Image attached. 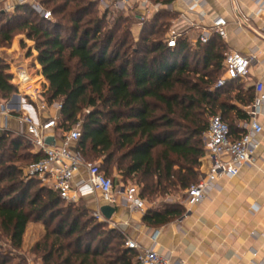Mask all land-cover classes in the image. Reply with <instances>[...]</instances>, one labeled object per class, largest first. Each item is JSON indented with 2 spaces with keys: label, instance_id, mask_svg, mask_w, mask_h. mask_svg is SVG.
<instances>
[{
  "label": "trees",
  "instance_id": "trees-1",
  "mask_svg": "<svg viewBox=\"0 0 264 264\" xmlns=\"http://www.w3.org/2000/svg\"><path fill=\"white\" fill-rule=\"evenodd\" d=\"M50 8L54 21L41 17L30 3L13 12L0 11V48L11 46L25 32L35 42L42 74L49 82L41 97L61 102L59 128H70L82 117L76 149L99 161L110 176L122 174L140 186L150 201L186 191L202 176L206 154L204 132L209 116L220 114L234 139L247 120L239 108L252 104L253 90L244 92L230 80L216 87L224 74L228 48L212 35L198 50L185 38L175 48L166 44L174 15L161 9L144 23L138 38L129 18L120 16L106 27V14L93 0H34ZM164 5L174 0H154ZM22 31V32H21ZM9 65L0 56V105L18 93ZM21 148L28 149L18 156ZM43 158L30 140L9 132L0 134V264H28L21 254L2 249L1 236L13 250L22 248L26 227L42 222L45 236L32 252L42 264H136V253L125 246V235L88 216L84 205L65 201L35 179L24 178V167ZM186 213L182 202L163 201L148 208L143 221L149 227L166 225Z\"/></svg>",
  "mask_w": 264,
  "mask_h": 264
},
{
  "label": "crops",
  "instance_id": "crops-1",
  "mask_svg": "<svg viewBox=\"0 0 264 264\" xmlns=\"http://www.w3.org/2000/svg\"><path fill=\"white\" fill-rule=\"evenodd\" d=\"M235 6L239 8L238 12ZM161 9L174 15L166 38L171 32H178L194 50L199 49L202 44L199 38L211 29L213 20L225 17L228 26L227 37L223 40L228 51L236 50L254 57L248 77L237 85L244 92L253 90L255 93L256 82L264 84L263 0H174L167 5L154 0H129L128 9L124 10L138 20L132 28L136 38L144 23ZM0 55L12 75L25 74V81L19 85L25 94H16L10 99L8 109L12 112L8 117L0 111V127L7 125L9 133L27 137L26 125L19 119L24 111L21 105L31 103L37 111L38 104L33 95L47 90L49 82L42 74L35 42L24 35L16 37L11 47L1 49ZM235 104L243 110L248 107L237 101ZM24 109L34 113L27 105ZM39 114L43 119L50 115L48 111ZM242 121L236 118L235 124L239 127ZM259 121L263 131L258 136L259 147L252 162L243 166L237 176L216 182L200 203L191 208L184 205L186 213L166 225L149 227L143 221L145 213L123 204L113 206L91 195L81 200L93 212L104 205L113 207L115 211L109 220L116 227L109 224L110 228L119 229L125 237L144 247H154L160 253L170 255L173 264H264V109ZM60 134L59 129L54 130L57 143L61 142ZM210 164V157L204 156L200 168L202 175L206 174ZM119 175L120 184L132 183L130 180L125 183L122 174ZM85 176L86 171L82 170L75 181Z\"/></svg>",
  "mask_w": 264,
  "mask_h": 264
},
{
  "label": "built area",
  "instance_id": "built-area-1",
  "mask_svg": "<svg viewBox=\"0 0 264 264\" xmlns=\"http://www.w3.org/2000/svg\"><path fill=\"white\" fill-rule=\"evenodd\" d=\"M101 7L111 12L112 9H128L129 0H93ZM262 1V0H261ZM30 3L33 9L44 19L54 21L52 11L45 9L34 0H0L3 11L13 12L17 5ZM264 4V0H263ZM238 12L239 8L235 6ZM228 20L225 17H217L213 20L211 29L201 34L199 40L202 44L207 43L212 35H218L225 39L227 37ZM178 32H171L166 39V44L170 48H175L178 44ZM254 57L245 55L236 50H229L225 53L223 65L224 74L218 79L216 87L224 86L228 81L235 79H245L249 75V69ZM23 72L13 75V81L19 77L15 83L18 86L25 80ZM17 77V78H16ZM33 95V99L38 104V110L31 103H23L20 121L26 125V136L34 146L36 152H41L43 158L38 162L30 164L24 168L25 179H35L43 186H47L57 192L61 199L67 203H77L83 197L95 196L103 202L116 206L123 204L131 210L146 213L148 210L146 199L140 195V186L136 183L127 185H117L115 180L101 169L100 164L86 160L80 151L76 149V143L82 134L81 117L68 129L59 128V111L62 108L61 102L48 104L41 94ZM10 100L0 105V111L9 116L12 109H8ZM31 107L34 113L24 109ZM53 109L55 114H50L45 119L41 118L39 112H50ZM264 109V84L256 82L255 98L245 111L248 119L243 120L239 127L242 132L240 138L234 139L230 125L220 114L209 116L208 128L204 132L206 141V154L210 157L211 164L199 181L192 184L186 190L184 205L191 208L205 199L208 191L214 184L224 178L237 176L241 168L250 164L254 154L259 147L258 136L263 131V126L259 121V116ZM14 111V110H13ZM52 112V111H51ZM50 112V113H51ZM60 130V143L54 130ZM7 125L0 127V134L8 132ZM82 170L86 171V176L79 181L75 178ZM94 217L100 222H107L113 227L100 209L93 212ZM156 238L154 237V240ZM125 246L136 253V264H173L170 255L160 253L154 247H144L138 241L125 238Z\"/></svg>",
  "mask_w": 264,
  "mask_h": 264
},
{
  "label": "rangeland",
  "instance_id": "rangeland-1",
  "mask_svg": "<svg viewBox=\"0 0 264 264\" xmlns=\"http://www.w3.org/2000/svg\"><path fill=\"white\" fill-rule=\"evenodd\" d=\"M51 7H52V5H48V7H44V8L51 11V9H50ZM99 8H100V10H99V15L100 16L103 17L107 13L106 14V27L107 26L113 27V24L115 23L116 19L119 18L120 16L129 18V21L127 23L124 22V21H122L121 23H122L123 26L127 25V26L131 27V29L134 27V25L138 21L135 16L130 15L126 10L114 8V9L111 10V12H109L106 9H104L103 7H99ZM1 10H2V7L0 6V11ZM53 18L54 19H57V16L56 15H53ZM20 35H24L26 38H28L25 32H22V33H20V34H18L16 36L18 37ZM15 39H16V37H15ZM8 47H11V46H8ZM8 47H4V48H8ZM1 49H3V48H0V50ZM2 59L6 62V60L3 57H2ZM14 83H16V82H14ZM26 88H27V90H30L31 89V88H28V87H26ZM41 90H42V88H41ZM23 92L24 91L21 92V90L18 89V93L17 94H23L24 95L25 93H23ZM15 95H12L10 97V99H12ZM50 112H49V114H55V112H53V109L50 110ZM27 152H28V149L21 148L18 151V156L21 155V154H26ZM88 161H92V162L99 163L98 160L95 161L92 158H89ZM15 162H17L18 165L23 166L24 168L30 165L29 160H27V161H20L18 158H16ZM111 178H113L115 180V182H116L117 185L120 184V175L119 174H117L116 172H114L111 175ZM41 187H43L42 184H41V186H36L34 188V190L37 189V188H41ZM186 196H187L186 195V191H180V192H177V193H175L173 195H170V196L165 197V199L159 198V199H157L155 201H150V200L146 199V202H147V206L148 207L156 206V205L160 204L161 202H163L165 200L166 201H169V202L175 201V202H182V203H184ZM70 204L71 203H67V202L63 203L64 206H68ZM74 205L75 206L84 205L87 208L86 203L83 200H80L79 202L74 203ZM90 212L91 213H89L88 216H94L93 211L90 210ZM98 222H100V221H98ZM103 223L105 225H107L108 227H110L109 223H107V222H103ZM45 233H46V229H45L44 224L42 222L33 221V223H29L27 225V227H26V231H25V234H24L25 239L23 238V245H22V248L20 250H18V251L13 250V248L10 246V243L7 242L6 238L1 236L2 249H3V251H6L8 253L13 252L15 255L21 254L22 256L27 257L28 264H42L41 263V259L37 255H35L32 252L31 249L33 248V246L35 245L36 242H38L39 240H41L45 236Z\"/></svg>",
  "mask_w": 264,
  "mask_h": 264
},
{
  "label": "water",
  "instance_id": "water-1",
  "mask_svg": "<svg viewBox=\"0 0 264 264\" xmlns=\"http://www.w3.org/2000/svg\"><path fill=\"white\" fill-rule=\"evenodd\" d=\"M101 212L103 213V215L109 220L112 216V214L114 213L115 209L111 206L108 205H104L101 209Z\"/></svg>",
  "mask_w": 264,
  "mask_h": 264
}]
</instances>
